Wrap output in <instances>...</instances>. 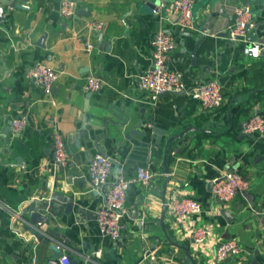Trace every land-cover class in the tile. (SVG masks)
I'll list each match as a JSON object with an SVG mask.
<instances>
[{"label":"crops","instance_id":"obj_1","mask_svg":"<svg viewBox=\"0 0 264 264\" xmlns=\"http://www.w3.org/2000/svg\"><path fill=\"white\" fill-rule=\"evenodd\" d=\"M60 1L16 0L29 8L4 5L0 22V264H49L51 250L32 241L19 216L36 201L50 226L71 239L60 248L75 264H264V136L240 130L252 112L264 115V53L243 52L250 41L264 43V0H193L187 29L161 7L171 0H159L155 10L146 0H75L72 17L59 13ZM245 4L255 25L244 40L231 42L225 30ZM94 22L101 23L99 30ZM159 28L177 41L168 65L183 73L186 90L151 103L137 75L150 63V39ZM37 62L58 73L50 94L27 76ZM91 74L100 87L88 97L83 85ZM207 80L217 81L223 93V103L212 110L189 94ZM19 116L24 127L10 129L4 139L1 130ZM138 121L137 129L150 133L125 139ZM54 133L64 139V165L52 159ZM99 148L118 172L131 175L144 166L153 173L148 186L128 187L116 239L97 226L105 194L92 189L86 175ZM233 169L249 181V195L221 203L208 183ZM179 194L199 201L201 211L174 219L165 203ZM204 225L218 239H235L240 255L217 260L213 241L197 246L190 231Z\"/></svg>","mask_w":264,"mask_h":264},{"label":"built area","instance_id":"obj_2","mask_svg":"<svg viewBox=\"0 0 264 264\" xmlns=\"http://www.w3.org/2000/svg\"><path fill=\"white\" fill-rule=\"evenodd\" d=\"M193 0H171L162 2L161 7L177 17L176 23L182 28L193 26L192 15ZM75 0H61L59 13L64 17H72L76 12ZM255 21L249 5L236 7L233 21L225 30V37L231 42L244 40L250 29H253ZM92 28L99 30L100 22L92 23ZM175 37L165 28L157 29L151 36V57L149 65L137 75L138 85L145 91L151 103H155L161 94L178 93L186 90V82L181 71L172 69L168 65L169 53L176 46ZM88 45L87 47H90ZM243 52L251 57H258L264 53V43L250 41L243 47ZM27 76L43 89L47 94L51 93L58 73L50 65L44 62L35 63L27 72ZM100 87V79L96 75H89L83 85L84 91H96ZM204 110H212L223 103V93L219 83L215 80H207L194 86L189 91ZM25 125V118L19 116L11 120V129L19 132ZM240 130L243 134L256 137L264 136V115L260 112H252L241 121ZM52 159L55 164L64 165L67 161V152L63 137L54 133L52 138ZM113 160L102 154L94 155L86 165V175L92 189H99L105 183L112 184L105 189V203L96 210V223L102 234L111 239L120 236L125 215L124 201L128 187L132 183L148 186L151 183L153 173L144 166L135 168L131 175L116 173L113 178ZM212 185L213 195L221 203L230 202L236 195L242 194L249 188V181L236 170H226L214 179ZM166 207L171 216L179 221H184L190 215L201 211V203L185 194L173 195L166 201ZM264 232V223L262 226ZM197 246H202L213 241L214 256L217 260L228 257H238L241 253L240 244L233 238L218 239L210 226H196L190 231ZM60 264H70L67 254L59 258Z\"/></svg>","mask_w":264,"mask_h":264},{"label":"water","instance_id":"obj_3","mask_svg":"<svg viewBox=\"0 0 264 264\" xmlns=\"http://www.w3.org/2000/svg\"><path fill=\"white\" fill-rule=\"evenodd\" d=\"M159 0H146V4L149 6L151 10H155L157 8ZM4 5H7L9 8H23V9H28L29 7L23 3H18L16 0H1L0 4V22L4 21L5 19V8ZM80 15V13H77ZM45 34L42 35L38 43L40 45H43V38ZM110 46H106V50H109ZM91 95V91H88V97ZM117 125V124H115ZM141 125V121H138L135 127L129 129L128 131L123 133V137L125 139H130L132 135H138L140 137H143L147 134L150 133V129L144 128L141 130H138L137 128ZM121 126V125H118ZM11 127L7 125L4 127L1 131V136L4 137L5 139V134H7L10 131ZM151 131L157 132L158 130L156 128H152ZM84 128L80 130V133L83 135L84 134ZM99 140L98 138L95 139V144ZM99 153L102 155H105V152L99 148ZM16 161L18 162L19 165L23 166L24 163L23 161L17 157ZM115 167L113 170V178L116 179V173H117V167ZM73 176V175H70ZM69 176V178H70ZM214 183V180L209 181L208 183V188H210ZM112 184L111 181L105 183L101 189L103 190L105 194V188ZM245 197H248V193L244 192L243 193ZM38 204H40V201L33 202V204H29L23 211L20 213V220L23 222V229L27 230L28 233L31 235L32 241H36L39 243H42L44 245H47L49 250H51V254L49 256V264H53L55 260L61 257L63 254L60 244L62 241H67L69 243H72L71 239L65 235V233L59 229L58 227H51L50 226V220L48 218V214L44 213L41 214V209L38 207ZM70 209V204L66 206L65 210ZM26 211H29V214L26 215ZM221 213L227 218V213L228 211L222 210ZM138 214L136 213L134 217H137ZM229 220V219H228ZM70 264H75V261H70Z\"/></svg>","mask_w":264,"mask_h":264}]
</instances>
